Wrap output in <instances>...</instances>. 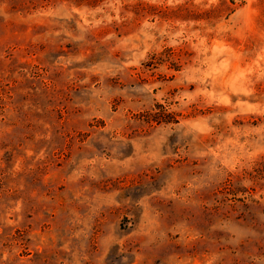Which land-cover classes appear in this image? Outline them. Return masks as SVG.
Listing matches in <instances>:
<instances>
[{
    "label": "rangeland",
    "instance_id": "1",
    "mask_svg": "<svg viewBox=\"0 0 264 264\" xmlns=\"http://www.w3.org/2000/svg\"><path fill=\"white\" fill-rule=\"evenodd\" d=\"M0 264H264V0H0Z\"/></svg>",
    "mask_w": 264,
    "mask_h": 264
},
{
    "label": "trees",
    "instance_id": "2",
    "mask_svg": "<svg viewBox=\"0 0 264 264\" xmlns=\"http://www.w3.org/2000/svg\"><path fill=\"white\" fill-rule=\"evenodd\" d=\"M155 108L161 110L162 115L160 114V116H152L149 119V122L155 121V122H158V123H166V124L176 123L175 122L176 120H175L174 116L172 114L168 113L165 110V108H163L161 105H156Z\"/></svg>",
    "mask_w": 264,
    "mask_h": 264
}]
</instances>
